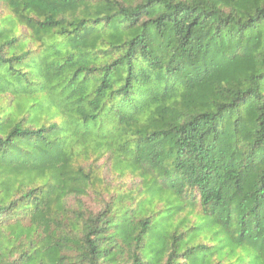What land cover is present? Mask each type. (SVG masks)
<instances>
[{
  "label": "trees",
  "instance_id": "16d2710c",
  "mask_svg": "<svg viewBox=\"0 0 264 264\" xmlns=\"http://www.w3.org/2000/svg\"><path fill=\"white\" fill-rule=\"evenodd\" d=\"M0 6V264H264V0Z\"/></svg>",
  "mask_w": 264,
  "mask_h": 264
},
{
  "label": "rangeland",
  "instance_id": "374dc122",
  "mask_svg": "<svg viewBox=\"0 0 264 264\" xmlns=\"http://www.w3.org/2000/svg\"><path fill=\"white\" fill-rule=\"evenodd\" d=\"M0 11L8 14V9L4 6H0ZM20 31H23V27H20ZM89 141L93 142L92 140ZM67 147L69 151L79 153L82 147H84V142L76 140L74 136H70ZM105 162L106 157L96 160L95 157L88 158L84 154L75 158L73 162L74 169L77 170L81 166L90 176L89 182L84 181L85 184H78L83 191L70 197V205L76 212L79 210L85 213L99 211L103 201H108L116 191L127 193L130 191L132 194L138 192L136 187L139 183V178L137 179L135 176H132L129 171L125 172L124 175L112 172ZM81 176L83 177V174ZM84 179L86 180V178ZM84 190L86 191L84 192ZM99 193H103V200H101Z\"/></svg>",
  "mask_w": 264,
  "mask_h": 264
}]
</instances>
